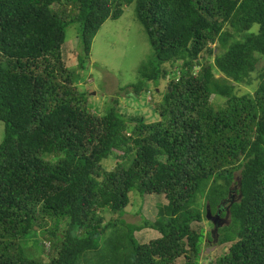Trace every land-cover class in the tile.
Segmentation results:
<instances>
[{"label":"trees","instance_id":"1","mask_svg":"<svg viewBox=\"0 0 264 264\" xmlns=\"http://www.w3.org/2000/svg\"><path fill=\"white\" fill-rule=\"evenodd\" d=\"M132 3L153 53L122 91L152 83L155 122L118 100L93 111L65 60L69 26L85 70L104 22ZM262 57L264 0H0V264H202L194 225L224 204L228 251L207 264H264V70L253 92L235 88ZM135 191L166 198L155 220L123 217ZM145 228L157 236L142 243Z\"/></svg>","mask_w":264,"mask_h":264},{"label":"rangeland","instance_id":"2","mask_svg":"<svg viewBox=\"0 0 264 264\" xmlns=\"http://www.w3.org/2000/svg\"><path fill=\"white\" fill-rule=\"evenodd\" d=\"M258 26L254 27L257 31ZM78 33L75 25H71L67 29L66 42L68 43L67 57L65 58L69 66L78 68L83 74L84 90L89 91L90 107L93 111H107L110 102L119 101L121 111L127 115H145L148 122H155L159 119V114L155 112L152 104L162 99L160 93H155L157 88L150 83L152 92H143L140 96H135L133 92L128 90L122 91L123 88L135 83L139 78L138 70L142 63L147 61L153 53V48L148 40L143 25L136 16L135 3L124 7L123 15L119 19H108L104 22L101 29L94 38L91 59L86 65V69L82 70L78 66V55L81 47L78 41ZM264 70V57L260 60L257 69L252 73L250 83L235 84L236 91L239 94L253 92L255 85L259 79V74ZM85 71V72H84ZM218 78L223 74L216 72ZM159 89L162 91L165 87V81L158 82ZM233 83V82H232ZM216 107L222 105L225 98L213 96ZM5 137V124L0 121V144ZM115 155L105 159L103 165L109 169L113 168L116 163ZM232 199H238L234 193ZM168 201L163 195L141 196L139 193H131V203L126 208L123 216L128 222L140 223L142 218L155 220L158 213L159 204H166ZM225 206L227 204H224ZM224 205L222 207H224ZM225 208L222 209L224 211ZM217 212V211H216ZM214 212L213 214H215ZM222 214V212H221ZM107 219L116 218L118 214L106 212ZM225 216L221 215L223 221ZM224 223H226V221ZM196 228H202L205 232V240L203 243V259L202 264H207L209 260L215 259L228 251V247L216 245L217 241L210 239L208 235L212 232L214 225L211 220L207 219L200 223H195ZM157 236V232L153 229L145 228L137 233L138 239L142 243H147ZM35 249L42 253V247L39 240H33ZM23 247L32 244L29 239L21 242ZM39 245V246H38ZM46 248L50 247V243H45ZM179 262H182L181 260Z\"/></svg>","mask_w":264,"mask_h":264},{"label":"water","instance_id":"3","mask_svg":"<svg viewBox=\"0 0 264 264\" xmlns=\"http://www.w3.org/2000/svg\"><path fill=\"white\" fill-rule=\"evenodd\" d=\"M229 196H232V194H229ZM221 212H222V209L220 207L218 208V210H217V212L215 214H213L211 212L209 206L207 208L206 218L211 220L213 225H214V228H213V230L211 232L213 237H214V241L218 240V230H219V228L222 227L224 224L228 223V221H226V223H224V221L227 220V218H229V211H227V214L225 216V219H223V221L221 220Z\"/></svg>","mask_w":264,"mask_h":264},{"label":"flooded vegetation","instance_id":"4","mask_svg":"<svg viewBox=\"0 0 264 264\" xmlns=\"http://www.w3.org/2000/svg\"><path fill=\"white\" fill-rule=\"evenodd\" d=\"M224 207H222V209H223ZM220 220V219H219Z\"/></svg>","mask_w":264,"mask_h":264}]
</instances>
